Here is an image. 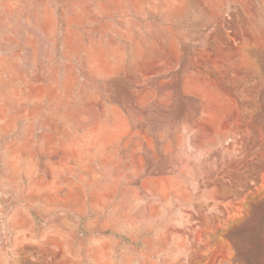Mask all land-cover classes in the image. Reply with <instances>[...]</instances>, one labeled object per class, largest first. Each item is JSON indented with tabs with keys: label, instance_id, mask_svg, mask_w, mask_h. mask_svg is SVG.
Wrapping results in <instances>:
<instances>
[{
	"label": "rangeland",
	"instance_id": "374dc122",
	"mask_svg": "<svg viewBox=\"0 0 264 264\" xmlns=\"http://www.w3.org/2000/svg\"><path fill=\"white\" fill-rule=\"evenodd\" d=\"M0 264H264V0H0Z\"/></svg>",
	"mask_w": 264,
	"mask_h": 264
}]
</instances>
